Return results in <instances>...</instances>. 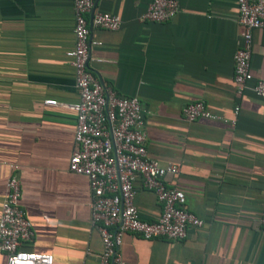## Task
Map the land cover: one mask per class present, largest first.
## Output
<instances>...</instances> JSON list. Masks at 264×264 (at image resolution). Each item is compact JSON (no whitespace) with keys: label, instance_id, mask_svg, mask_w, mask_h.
<instances>
[{"label":"crops","instance_id":"0c3cea01","mask_svg":"<svg viewBox=\"0 0 264 264\" xmlns=\"http://www.w3.org/2000/svg\"><path fill=\"white\" fill-rule=\"evenodd\" d=\"M151 1L93 0L88 66L104 86L139 99L148 156L180 164L165 182L203 225L181 240L125 233L124 264H264V100L234 81L244 34L237 1L178 0L172 20H140ZM96 11L119 15L121 27L94 26ZM73 28V0H0V214L15 172L33 229L23 249L57 264H99L88 179L69 171L76 113L68 104L79 100L67 54ZM250 50L254 80L264 78V29L252 30ZM198 100L212 117L187 121L184 107ZM135 188L141 217L156 220V196L140 178Z\"/></svg>","mask_w":264,"mask_h":264},{"label":"built area","instance_id":"2783aa9c","mask_svg":"<svg viewBox=\"0 0 264 264\" xmlns=\"http://www.w3.org/2000/svg\"><path fill=\"white\" fill-rule=\"evenodd\" d=\"M236 1L237 22L244 28V34L242 44L234 54V81L238 92L250 88L264 100V78L254 80L250 66L251 32L264 29V0ZM73 8L75 41L67 54L75 71L79 100L68 104L76 113L69 171L88 179L91 220L102 241L99 264H124L120 247L125 233L139 234L144 239L164 237L181 240L186 237L189 227H201L203 220L185 207V193L165 182L167 175L180 172V164H162L148 156L139 99L118 95L100 83L91 72L88 66V15L92 12L93 0H73ZM179 10L178 0H152L140 20L169 21ZM92 24L98 28L118 30L122 19L117 14L96 11ZM46 103L57 102L46 100ZM183 114L187 121L212 117L200 100L188 103ZM137 178L162 206L154 221L143 219L135 204ZM20 193V180L13 172L6 181V194L1 205L0 252L6 255L7 264H57L52 254L23 249V243L32 238L33 229L20 205ZM260 223L264 226V208Z\"/></svg>","mask_w":264,"mask_h":264}]
</instances>
